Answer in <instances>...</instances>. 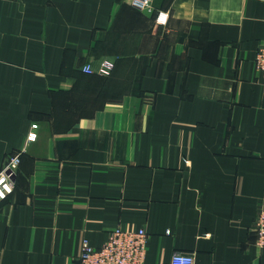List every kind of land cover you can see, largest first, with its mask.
<instances>
[{"label": "crops", "instance_id": "1", "mask_svg": "<svg viewBox=\"0 0 264 264\" xmlns=\"http://www.w3.org/2000/svg\"><path fill=\"white\" fill-rule=\"evenodd\" d=\"M261 44L264 0H0V264H72L117 227L145 264H264Z\"/></svg>", "mask_w": 264, "mask_h": 264}, {"label": "built area", "instance_id": "2", "mask_svg": "<svg viewBox=\"0 0 264 264\" xmlns=\"http://www.w3.org/2000/svg\"><path fill=\"white\" fill-rule=\"evenodd\" d=\"M135 7L149 9L151 0H132ZM167 14H160L159 20L166 22ZM258 71L264 80V44H261L255 54ZM107 68L112 63L105 62ZM28 134V140L34 141L38 136V124L34 123ZM20 163L19 154L8 158L5 167L0 170V202L7 199L14 190V176ZM256 244L264 247V204L259 208L254 225ZM148 233L144 228L129 229L117 227L111 231L107 241L101 247H94L88 240H84L82 250L72 264H145ZM171 264H195L192 254L176 252L171 258Z\"/></svg>", "mask_w": 264, "mask_h": 264}, {"label": "rangeland", "instance_id": "3", "mask_svg": "<svg viewBox=\"0 0 264 264\" xmlns=\"http://www.w3.org/2000/svg\"><path fill=\"white\" fill-rule=\"evenodd\" d=\"M17 173V172H16ZM16 175V174H15Z\"/></svg>", "mask_w": 264, "mask_h": 264}]
</instances>
